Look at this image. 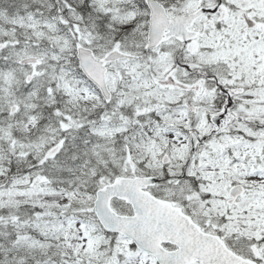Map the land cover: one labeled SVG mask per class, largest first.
I'll use <instances>...</instances> for the list:
<instances>
[{"label": "snow or ice", "instance_id": "6c2138e0", "mask_svg": "<svg viewBox=\"0 0 264 264\" xmlns=\"http://www.w3.org/2000/svg\"><path fill=\"white\" fill-rule=\"evenodd\" d=\"M0 264H264V0H0Z\"/></svg>", "mask_w": 264, "mask_h": 264}]
</instances>
